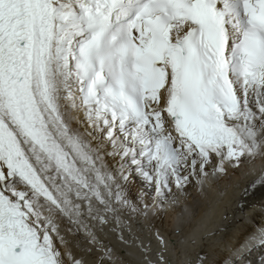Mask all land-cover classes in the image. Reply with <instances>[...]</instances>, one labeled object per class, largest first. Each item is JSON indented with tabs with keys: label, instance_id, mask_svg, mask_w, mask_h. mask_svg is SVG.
Returning <instances> with one entry per match:
<instances>
[{
	"label": "snow or ice",
	"instance_id": "snow-or-ice-1",
	"mask_svg": "<svg viewBox=\"0 0 264 264\" xmlns=\"http://www.w3.org/2000/svg\"><path fill=\"white\" fill-rule=\"evenodd\" d=\"M243 166L256 197L264 0H0V264H131L109 232Z\"/></svg>",
	"mask_w": 264,
	"mask_h": 264
},
{
	"label": "bare ground",
	"instance_id": "bare-ground-1",
	"mask_svg": "<svg viewBox=\"0 0 264 264\" xmlns=\"http://www.w3.org/2000/svg\"><path fill=\"white\" fill-rule=\"evenodd\" d=\"M260 164L257 161V168ZM246 173L247 166L230 168L227 177L205 186L203 191L195 183L188 185L184 193L174 188L177 203H172L170 196L164 208L157 204L147 217L131 216V229H124V241L115 231L105 239L117 246V256L122 255L119 249H126L131 264H143L141 242L155 255L161 247L158 232L168 241L167 255L172 264H244L241 254L246 261L259 264L264 245L253 238L264 226V206L257 203L264 189L258 190L256 197H244L251 180ZM245 201L248 206L241 210ZM102 255L94 251L89 258L99 264Z\"/></svg>",
	"mask_w": 264,
	"mask_h": 264
}]
</instances>
